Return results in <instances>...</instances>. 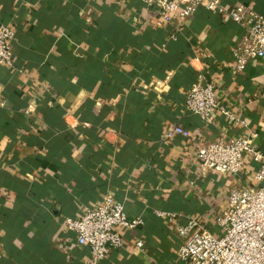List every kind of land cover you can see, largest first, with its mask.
Segmentation results:
<instances>
[{
	"label": "crops",
	"instance_id": "obj_1",
	"mask_svg": "<svg viewBox=\"0 0 264 264\" xmlns=\"http://www.w3.org/2000/svg\"><path fill=\"white\" fill-rule=\"evenodd\" d=\"M219 1L264 16V0ZM0 24L16 34L15 68L0 67V264H90L63 223L109 195L143 224L98 264H183L173 221L157 213L214 230L231 191L257 186L248 156L235 176L196 162L198 145L252 132L264 151V63L233 75L242 31L226 17L201 6L166 23L139 0H0ZM200 74L248 129L186 110Z\"/></svg>",
	"mask_w": 264,
	"mask_h": 264
},
{
	"label": "built area",
	"instance_id": "obj_2",
	"mask_svg": "<svg viewBox=\"0 0 264 264\" xmlns=\"http://www.w3.org/2000/svg\"><path fill=\"white\" fill-rule=\"evenodd\" d=\"M148 8H156L164 22L169 23L174 15L180 19L192 18L204 6L236 24L242 31L233 47L236 76L245 71L253 60L264 63V16L249 5L226 8L219 0H139ZM15 31L9 24H0V67L15 68L12 43ZM189 89L185 108L203 123L210 125L216 114L248 129V122L222 107L212 85L200 81ZM264 100V94L260 95ZM68 116L66 112L65 117ZM177 134L186 136L180 129ZM258 134L232 138L202 146L198 145L196 162L201 172L214 171L220 174L238 175L244 167L245 158L250 157L256 187L243 191L232 190L226 210L215 220L214 230L201 219H188L179 224V215L158 212L159 217L173 221L174 229L181 240L176 258L183 264H264V151L253 145ZM174 221L176 223H174ZM141 219H128L124 206L112 196H106L93 207H86L78 217L66 218L63 226L72 232L80 247L88 248L90 264H98L111 252L123 247V231H131L142 225ZM143 244L138 242L137 249Z\"/></svg>",
	"mask_w": 264,
	"mask_h": 264
},
{
	"label": "trees",
	"instance_id": "obj_3",
	"mask_svg": "<svg viewBox=\"0 0 264 264\" xmlns=\"http://www.w3.org/2000/svg\"><path fill=\"white\" fill-rule=\"evenodd\" d=\"M258 12V11H257ZM259 13V12H258ZM259 14H261V13H259ZM262 15V14H261ZM263 16V15H262Z\"/></svg>",
	"mask_w": 264,
	"mask_h": 264
}]
</instances>
